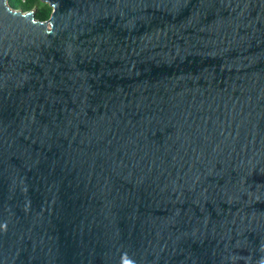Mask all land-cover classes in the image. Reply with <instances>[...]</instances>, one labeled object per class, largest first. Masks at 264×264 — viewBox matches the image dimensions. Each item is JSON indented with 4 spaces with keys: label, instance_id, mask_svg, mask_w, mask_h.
Returning <instances> with one entry per match:
<instances>
[{
    "label": "water",
    "instance_id": "water-1",
    "mask_svg": "<svg viewBox=\"0 0 264 264\" xmlns=\"http://www.w3.org/2000/svg\"><path fill=\"white\" fill-rule=\"evenodd\" d=\"M0 0V264H264V0Z\"/></svg>",
    "mask_w": 264,
    "mask_h": 264
},
{
    "label": "trees",
    "instance_id": "trees-1",
    "mask_svg": "<svg viewBox=\"0 0 264 264\" xmlns=\"http://www.w3.org/2000/svg\"><path fill=\"white\" fill-rule=\"evenodd\" d=\"M14 8H21L23 11L32 10L36 17L46 19L52 11V7L41 0H7Z\"/></svg>",
    "mask_w": 264,
    "mask_h": 264
}]
</instances>
